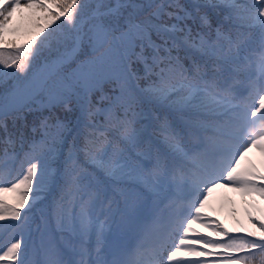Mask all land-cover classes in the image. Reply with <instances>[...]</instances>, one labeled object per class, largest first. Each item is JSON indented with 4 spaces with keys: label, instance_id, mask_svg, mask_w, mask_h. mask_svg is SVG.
I'll return each mask as SVG.
<instances>
[{
    "label": "snow or ice",
    "instance_id": "6c2138e0",
    "mask_svg": "<svg viewBox=\"0 0 264 264\" xmlns=\"http://www.w3.org/2000/svg\"><path fill=\"white\" fill-rule=\"evenodd\" d=\"M219 190L264 200V0H0V264H264Z\"/></svg>",
    "mask_w": 264,
    "mask_h": 264
},
{
    "label": "rangeland",
    "instance_id": "374dc122",
    "mask_svg": "<svg viewBox=\"0 0 264 264\" xmlns=\"http://www.w3.org/2000/svg\"><path fill=\"white\" fill-rule=\"evenodd\" d=\"M235 200H237L240 204L239 207V214L242 216V220L245 218L246 219V223L245 226H249L248 224V212L251 211L255 216L262 217L260 209H264V200H262L261 198H257V197H253V199H240L239 196H235ZM252 205V208H250V206ZM233 221L238 220L236 217V214L233 216V219H231Z\"/></svg>",
    "mask_w": 264,
    "mask_h": 264
},
{
    "label": "bare ground",
    "instance_id": "6f19581e",
    "mask_svg": "<svg viewBox=\"0 0 264 264\" xmlns=\"http://www.w3.org/2000/svg\"><path fill=\"white\" fill-rule=\"evenodd\" d=\"M250 208H252V205L250 206Z\"/></svg>",
    "mask_w": 264,
    "mask_h": 264
}]
</instances>
